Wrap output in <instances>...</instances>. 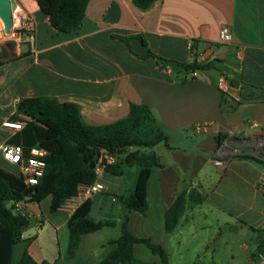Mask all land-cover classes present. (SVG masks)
<instances>
[{"label": "crops", "instance_id": "obj_1", "mask_svg": "<svg viewBox=\"0 0 264 264\" xmlns=\"http://www.w3.org/2000/svg\"><path fill=\"white\" fill-rule=\"evenodd\" d=\"M15 1L35 22L36 46L23 52L17 36L0 39V167L18 172L5 161L1 146L21 130L10 124H15L12 118L22 99L46 96L77 104L91 126L116 123L129 116L133 104L146 105L172 148L160 144L151 150L161 166L151 170L147 215L132 212L129 231L160 245L166 264H259L261 257L255 254L258 230L264 229V163L238 156L218 166L214 158L220 135L264 138V0H159L146 11L134 0H90L81 28L68 34L53 28L35 0ZM223 27L230 29L232 42L218 48L214 67L199 70L192 80L169 66L159 69L155 59L139 58L116 38L141 36L155 54L192 63L189 45L201 51L217 43ZM225 78L230 91L220 88ZM126 169L122 175L136 178L131 190L109 186L105 173V191L92 198L91 215L95 207L107 216L114 208L117 216L123 215L116 197L134 193L140 172L139 167L136 174ZM183 190L197 191L204 201L188 198L169 233L166 214ZM106 195L112 204L105 202ZM52 200L17 203L31 223L14 248L13 264H20L26 250L40 264H101L113 246L97 263H90L89 255L98 235L116 230L121 217H91L117 224L85 235L75 258H69L68 224L74 213L62 208L53 213ZM247 235L250 239L243 240ZM119 237L98 246L110 247ZM133 252L141 262L164 264L145 244H136Z\"/></svg>", "mask_w": 264, "mask_h": 264}, {"label": "trees", "instance_id": "obj_2", "mask_svg": "<svg viewBox=\"0 0 264 264\" xmlns=\"http://www.w3.org/2000/svg\"><path fill=\"white\" fill-rule=\"evenodd\" d=\"M42 13L49 18L51 25L63 33L77 32L86 17L90 0H35ZM159 0H134V5L143 11L150 9ZM136 56L141 59L152 58L159 69L171 67L177 73L206 70L214 67L212 63L199 64L179 63L167 60L155 54L145 39L138 37H121ZM143 40L147 51L145 55L134 52L132 41ZM14 123H22V129L10 140V144L23 146L29 155L34 148L48 151L44 160L47 164L45 175L40 183L28 187L24 179L15 172L0 167V264H13L14 248L23 241V233L31 221L27 215L14 211L15 204L29 200L40 203L52 196L53 213L76 196L81 185H91L96 174L92 169L98 161L100 151L107 149L118 157L116 165L108 168L106 173L122 175L128 167L138 166L140 172L132 195L117 196L125 208L120 222L121 235L111 241V252L101 264H147L137 260L133 248L136 244H145L154 254L161 256L167 263V254L160 245L150 239L137 238L128 229L130 214L134 211L146 216L149 209L147 189L151 170L160 167L153 148L164 144L172 148L169 138L157 121L152 110L143 104H133L129 116L116 123L103 126L88 125L81 114V108L74 103H63L58 99L46 96L25 98L18 105L17 114L12 118ZM223 136L220 135L219 143ZM241 159L264 163L250 156ZM188 198L202 204L204 198L197 191L189 194L183 190L178 194L173 206L166 214V229L170 233L177 227L182 218ZM93 200L86 201L69 221V249L67 256L75 258L85 235L94 234L105 227H113V221H95L91 218ZM261 233L257 253L264 256V229ZM20 264H40L29 253L24 251ZM50 264V263H43Z\"/></svg>", "mask_w": 264, "mask_h": 264}, {"label": "built area", "instance_id": "obj_3", "mask_svg": "<svg viewBox=\"0 0 264 264\" xmlns=\"http://www.w3.org/2000/svg\"><path fill=\"white\" fill-rule=\"evenodd\" d=\"M14 30L11 35L17 36L16 44L21 48L24 45L29 46L30 51H35V22L34 20L17 10L13 11ZM19 26V27H18ZM19 28L18 30H16ZM4 31V22L0 18V33ZM232 42V34L228 27H223L220 31L219 40L217 43H210L203 50H198L194 44L189 45V52L193 58V62L199 64H209L215 60V55L220 46L227 45ZM186 80L195 79L198 75L197 71L184 73ZM220 88L225 91H230L227 79H222ZM14 129H22V123L10 124ZM7 124V126H10ZM1 151L6 162L17 167L18 174L24 179L28 187L36 186L45 175L47 164L44 160L48 151L41 148H34L29 155L25 154L23 146L19 144L5 143L1 146ZM238 156H250L264 162V138H249L236 139L232 135L223 138L215 153L214 162L218 166H225L231 160ZM118 162V157L107 149H102L94 171L96 174L95 182L91 185H81L78 194L68 199L62 209L75 214V212L88 200L95 195L105 191V186L102 183V178L106 170ZM15 204L14 211L16 213L26 215V213ZM264 264V256H261L260 263Z\"/></svg>", "mask_w": 264, "mask_h": 264}, {"label": "rangeland", "instance_id": "obj_4", "mask_svg": "<svg viewBox=\"0 0 264 264\" xmlns=\"http://www.w3.org/2000/svg\"><path fill=\"white\" fill-rule=\"evenodd\" d=\"M19 27V26H18ZM19 28H17L16 30H18ZM126 171L128 172H133L136 174V172H138V167L137 166H132V167H128L126 169ZM135 181H136V178L132 179L125 174V175H122V176H115L113 174H110V173H106L105 177H104V182L106 184H108L109 186L112 185V186H115V189L120 191L122 188L123 189H129V186H130V190L131 188L134 186L135 184ZM131 191H129L130 193ZM128 193V194H129ZM101 198V196H99ZM105 202L106 201H109V204H112L111 203V198L109 195H106L105 197ZM100 202L99 200L97 201L96 205L99 206ZM120 204V203H119ZM122 205V204H120ZM106 207L108 208L109 206L106 205ZM116 207V206H115ZM112 214H109L107 216V214H101L99 208L95 207L94 208V211L91 215V217L93 219H103V218H106V219H117L119 220L120 217L121 219L119 220L121 222L124 214H125V208H124V213L123 215H121L120 217L116 215L117 213V209L114 208L111 212ZM209 233H213V231H209ZM121 234V229H120V226H118V228L115 230V229H105L103 230L97 237V240H96V247L94 248V253L92 256L89 255V258H90V263L93 261L94 263L100 261L105 255L106 253L108 252L109 248L111 249L112 246H108V247H100L98 246L101 242H103V244L105 245V242L107 240H111V239H115L117 238L118 236H120ZM251 235H247V236H244L242 239L245 240V241H248L250 239ZM102 244V245H103ZM207 247H205L206 249ZM20 249V248H18ZM19 251V250H18ZM83 263V262H82ZM16 264V262H15ZM84 264V263H83Z\"/></svg>", "mask_w": 264, "mask_h": 264}, {"label": "water", "instance_id": "obj_5", "mask_svg": "<svg viewBox=\"0 0 264 264\" xmlns=\"http://www.w3.org/2000/svg\"><path fill=\"white\" fill-rule=\"evenodd\" d=\"M18 4L15 0H0V18L4 22V31L0 33V39L4 36L11 35L14 28L13 11L17 10ZM132 46L135 52L139 55H145L147 47L140 38H135L132 41ZM29 51V46H23V52ZM217 67H221L217 65ZM95 165L92 166L94 169Z\"/></svg>", "mask_w": 264, "mask_h": 264}]
</instances>
